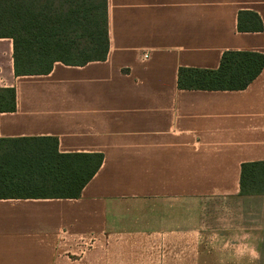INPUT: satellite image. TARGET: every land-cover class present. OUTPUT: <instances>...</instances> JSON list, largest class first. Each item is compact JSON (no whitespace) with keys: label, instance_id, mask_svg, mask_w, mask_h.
<instances>
[{"label":"crops","instance_id":"obj_1","mask_svg":"<svg viewBox=\"0 0 264 264\" xmlns=\"http://www.w3.org/2000/svg\"><path fill=\"white\" fill-rule=\"evenodd\" d=\"M260 32H238L237 15ZM108 50L82 67L14 77L0 39V139L52 137L101 154L76 199L0 197V264H264V195H240L264 161V66L241 91L179 90L178 68L264 54V0H106Z\"/></svg>","mask_w":264,"mask_h":264},{"label":"trees","instance_id":"obj_2","mask_svg":"<svg viewBox=\"0 0 264 264\" xmlns=\"http://www.w3.org/2000/svg\"><path fill=\"white\" fill-rule=\"evenodd\" d=\"M251 12L238 32H260ZM0 39L12 44L14 77L47 75L54 63L82 67L106 58V0H0ZM264 54L226 51L215 70L178 68L179 90L241 91L260 73ZM14 111V89L0 88V113ZM102 163L101 154H60L52 137L0 139V197L76 199ZM240 195H264V161L243 163Z\"/></svg>","mask_w":264,"mask_h":264},{"label":"rangeland","instance_id":"obj_3","mask_svg":"<svg viewBox=\"0 0 264 264\" xmlns=\"http://www.w3.org/2000/svg\"><path fill=\"white\" fill-rule=\"evenodd\" d=\"M98 3H100V0H98Z\"/></svg>","mask_w":264,"mask_h":264}]
</instances>
